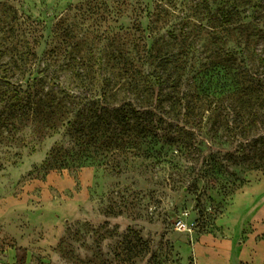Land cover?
Listing matches in <instances>:
<instances>
[{
	"label": "rangeland",
	"instance_id": "1",
	"mask_svg": "<svg viewBox=\"0 0 264 264\" xmlns=\"http://www.w3.org/2000/svg\"><path fill=\"white\" fill-rule=\"evenodd\" d=\"M0 264H146L137 0H0Z\"/></svg>",
	"mask_w": 264,
	"mask_h": 264
},
{
	"label": "trees",
	"instance_id": "2",
	"mask_svg": "<svg viewBox=\"0 0 264 264\" xmlns=\"http://www.w3.org/2000/svg\"><path fill=\"white\" fill-rule=\"evenodd\" d=\"M97 112V118L99 117L101 120L106 119V115L108 113V109L106 107L103 108H97L96 110ZM116 115L114 116L118 121H123L126 120L128 118L131 119V117H129L130 114V110H127L125 107H121L118 108L117 110H115Z\"/></svg>",
	"mask_w": 264,
	"mask_h": 264
}]
</instances>
